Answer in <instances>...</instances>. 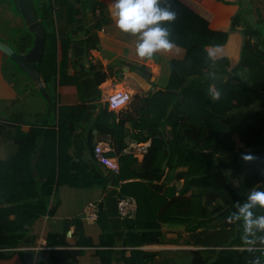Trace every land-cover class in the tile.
<instances>
[{
    "label": "crops",
    "instance_id": "crops-1",
    "mask_svg": "<svg viewBox=\"0 0 264 264\" xmlns=\"http://www.w3.org/2000/svg\"><path fill=\"white\" fill-rule=\"evenodd\" d=\"M181 1L207 19L213 30L230 32L225 45L209 48V52L214 60L227 58L234 67L241 56L246 24L256 26L264 17V0H244V20L235 30L231 20L239 12V5L219 0ZM33 3L40 21L49 14L53 16L59 47L60 40H68L70 47L65 57L62 49L58 50V62L63 61L64 67L50 84V101L33 79L0 51V202L6 211L0 213V236L10 242L15 234L18 238L15 245L0 246V264H26L36 255L44 258L45 251L37 254L31 249L42 239L47 240L51 251H80L73 264H101L97 251L107 261L111 259L110 264H126L133 250L155 253L151 264H156L158 246L169 245L165 226L161 244L125 245V226L119 219L117 201L122 196V185L136 179L121 180L120 174L98 162L94 149L102 144L120 169V157L133 156L137 160L129 166L133 169L141 165L159 132L172 139V127L165 124L159 128L157 123V101L163 105L169 98L157 95L168 90L171 62L184 59L186 50L174 44L171 50L151 58L137 56V38L116 26L112 0ZM15 7L11 0H0V40L21 54L24 45L19 35L29 36V29ZM95 68L98 76L104 77L100 84ZM118 91L128 92L131 99L124 108L113 110L108 96ZM76 107L80 110H74ZM66 108L69 112L62 117L60 111ZM116 146L122 151L117 152ZM164 182L175 185L169 171ZM47 189L51 191L49 197ZM46 200L48 210L42 213L40 204ZM57 202L56 212L50 213ZM91 202L103 206L101 220L93 225L83 219L85 207ZM2 218L7 219L4 228ZM166 226L171 231L175 228L170 227L184 229V248L204 249L195 244L187 225ZM49 234L58 235V241L66 243L50 244ZM43 264L49 262L44 260Z\"/></svg>",
    "mask_w": 264,
    "mask_h": 264
},
{
    "label": "trees",
    "instance_id": "trees-1",
    "mask_svg": "<svg viewBox=\"0 0 264 264\" xmlns=\"http://www.w3.org/2000/svg\"><path fill=\"white\" fill-rule=\"evenodd\" d=\"M219 1L240 6L231 20V28L235 30L244 20V0ZM162 3L177 13L175 21L167 26L170 39L186 50V56L172 60L168 92L157 95V98H169L163 105L157 101V123L159 128L165 124L172 127V139L159 132L137 168L129 167L137 163L133 156L120 157L121 180L136 179L123 184L120 195L132 196L138 203L135 218L124 221V243L131 247L161 244L163 225H187L195 244L204 247L188 252V264H264V231L246 234L243 219H228L237 211V205L245 201L250 189H264V17L256 26L246 24L240 59L231 68L227 58L214 60L209 52V48L225 45L230 32L213 30L207 19L181 0H162ZM40 22L46 39L38 69L51 95L50 84L64 67L63 61L58 62V50L62 49L65 57L70 43L60 40L59 47L53 16L49 14ZM22 40L23 53L33 47L34 35L29 31V36H23ZM98 73L95 68L96 81L100 84L104 77ZM255 106L258 109L251 111ZM66 112L69 108L61 110V116ZM247 155L253 158L245 160ZM176 167L184 169L175 174V180H183L181 187L164 182L168 171ZM50 194L47 189V197ZM58 205L55 203L50 213H55ZM40 206L42 213L47 212L48 200ZM30 207L35 206L30 204ZM102 209L100 205L97 222L101 220ZM253 211L256 216L264 215V208ZM2 212L6 213L1 207ZM1 220L4 228L7 219ZM199 228L205 229L197 233ZM16 235L12 242L1 235L0 246L17 244ZM59 239L55 234L48 236L50 244L66 243ZM80 254V251L55 250L47 261L49 264L73 261ZM95 255L101 264H110L111 259L107 261L99 251ZM155 257V253L133 250L125 261L151 264Z\"/></svg>",
    "mask_w": 264,
    "mask_h": 264
},
{
    "label": "clouds",
    "instance_id": "clouds-1",
    "mask_svg": "<svg viewBox=\"0 0 264 264\" xmlns=\"http://www.w3.org/2000/svg\"><path fill=\"white\" fill-rule=\"evenodd\" d=\"M111 14L122 32L137 38V56L151 58L158 52L174 47L167 25L175 21L177 13L170 5H164L162 0H112ZM252 158L250 155L244 156L245 160ZM256 208H264V189H250L245 201L237 205V211L228 219H243L246 234L264 231V215H254Z\"/></svg>",
    "mask_w": 264,
    "mask_h": 264
},
{
    "label": "built area",
    "instance_id": "built-area-1",
    "mask_svg": "<svg viewBox=\"0 0 264 264\" xmlns=\"http://www.w3.org/2000/svg\"><path fill=\"white\" fill-rule=\"evenodd\" d=\"M131 96L128 92L118 91L108 96V104L111 109L117 110L124 108L130 101ZM95 158L102 165L111 169L115 174H120V165L115 158L108 155V151L102 144H98L94 149ZM1 207V204H0ZM118 215L121 221L134 219L138 210V203L136 198L132 196H120L117 201ZM100 204L97 202L89 203L84 210L83 219L88 224H95L99 220ZM38 254L39 251H45L46 256L44 258L34 256L29 259L26 264H43L44 260H48L49 252L53 249L48 246L47 240L42 239L37 247L31 248Z\"/></svg>",
    "mask_w": 264,
    "mask_h": 264
},
{
    "label": "water",
    "instance_id": "water-1",
    "mask_svg": "<svg viewBox=\"0 0 264 264\" xmlns=\"http://www.w3.org/2000/svg\"><path fill=\"white\" fill-rule=\"evenodd\" d=\"M19 13L23 16L29 31L34 35V44L29 51L17 53L7 43L0 40V51L6 54L19 69L28 74L36 83L40 92L50 101L41 72L38 69L45 54L46 31L41 24L33 0H14ZM53 264H73L71 261H62Z\"/></svg>",
    "mask_w": 264,
    "mask_h": 264
},
{
    "label": "rangeland",
    "instance_id": "rangeland-1",
    "mask_svg": "<svg viewBox=\"0 0 264 264\" xmlns=\"http://www.w3.org/2000/svg\"><path fill=\"white\" fill-rule=\"evenodd\" d=\"M2 2L4 0H1ZM11 4L12 7L16 10L15 7V3L14 0H11ZM245 13V11H244ZM29 34V32H28ZM22 38L21 35H19V38ZM258 107L255 106L253 108H251V111H255L257 110ZM184 170L183 167H176L174 170H170L169 171V175L171 177V183H174L175 185H177L178 187L182 186L183 184V180L175 181V174L179 171ZM165 229H164V233H165V240L167 241V243L169 244L168 246H158V251L160 252L159 255V259L158 262L156 264H188L189 263V259H190V255L186 254L185 251H187V253L191 250H196L193 249L192 247L190 248H184L185 246H183V241L185 240L184 235H186V232L183 231L184 229L182 227H170V228H175L173 230L175 231H171L168 229V227L166 225ZM184 234V235H183ZM167 235H172V237H168ZM191 236V235H190ZM189 237V236H187ZM186 237V238H187ZM188 241H185V243ZM168 248L166 251L165 249ZM155 264V263H152Z\"/></svg>",
    "mask_w": 264,
    "mask_h": 264
}]
</instances>
